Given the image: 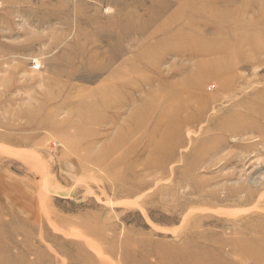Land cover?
Returning <instances> with one entry per match:
<instances>
[{"label": "rangeland", "instance_id": "1", "mask_svg": "<svg viewBox=\"0 0 264 264\" xmlns=\"http://www.w3.org/2000/svg\"><path fill=\"white\" fill-rule=\"evenodd\" d=\"M0 264H264V0H0Z\"/></svg>", "mask_w": 264, "mask_h": 264}, {"label": "bare ground", "instance_id": "2", "mask_svg": "<svg viewBox=\"0 0 264 264\" xmlns=\"http://www.w3.org/2000/svg\"><path fill=\"white\" fill-rule=\"evenodd\" d=\"M255 15V14H254ZM254 28V27H253ZM174 137V136H173ZM175 139V138H174Z\"/></svg>", "mask_w": 264, "mask_h": 264}]
</instances>
